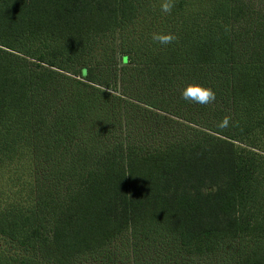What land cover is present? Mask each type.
Returning a JSON list of instances; mask_svg holds the SVG:
<instances>
[{
    "label": "trees",
    "instance_id": "16d2710c",
    "mask_svg": "<svg viewBox=\"0 0 264 264\" xmlns=\"http://www.w3.org/2000/svg\"><path fill=\"white\" fill-rule=\"evenodd\" d=\"M162 2L0 0V264H264V0Z\"/></svg>",
    "mask_w": 264,
    "mask_h": 264
},
{
    "label": "rangeland",
    "instance_id": "374dc122",
    "mask_svg": "<svg viewBox=\"0 0 264 264\" xmlns=\"http://www.w3.org/2000/svg\"><path fill=\"white\" fill-rule=\"evenodd\" d=\"M119 42L120 39L118 33L101 40L99 43L96 42V47L98 50L95 52L98 54V56L97 58H92V62L96 63V59H99L100 61H103L104 58L112 59L114 56L116 59L115 54L119 51ZM250 244L252 243L250 242ZM250 244L246 240L240 241V239H238L227 243L214 253L199 258L194 257L190 260L191 262L193 261V264H235V262L243 254L244 250L247 249V246L250 247ZM119 245H121L123 254H120L121 252L119 250V253H116L113 259H110L109 261H103L101 257H90L82 261L81 264H132V247L130 242L127 240V237L122 239L119 238ZM169 246L170 245L167 244H165V246L150 245L143 249L142 256L148 258L149 260H156L162 256L163 258L160 259L161 262H164V259H167L168 261L165 264L170 263L171 260L176 258H182V255L179 254L175 248H173V251H170ZM112 255L113 254H110L106 257L109 258ZM128 259L130 260V263H128Z\"/></svg>",
    "mask_w": 264,
    "mask_h": 264
},
{
    "label": "clouds",
    "instance_id": "9594fccd",
    "mask_svg": "<svg viewBox=\"0 0 264 264\" xmlns=\"http://www.w3.org/2000/svg\"><path fill=\"white\" fill-rule=\"evenodd\" d=\"M172 7L171 0H163L161 3V10L163 12H169ZM154 41H158L160 44H168L175 37L171 34L154 33L152 35ZM184 99L194 100L200 104H207L215 98V92L212 88L200 84H189L181 93ZM227 124V118L224 119L221 126Z\"/></svg>",
    "mask_w": 264,
    "mask_h": 264
}]
</instances>
